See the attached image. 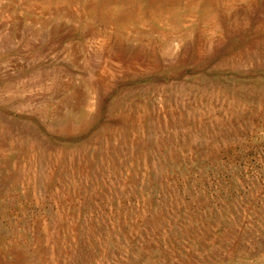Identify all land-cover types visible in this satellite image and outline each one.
<instances>
[{
    "label": "rangeland",
    "instance_id": "1",
    "mask_svg": "<svg viewBox=\"0 0 264 264\" xmlns=\"http://www.w3.org/2000/svg\"><path fill=\"white\" fill-rule=\"evenodd\" d=\"M0 264H264V0H0Z\"/></svg>",
    "mask_w": 264,
    "mask_h": 264
},
{
    "label": "bare ground",
    "instance_id": "2",
    "mask_svg": "<svg viewBox=\"0 0 264 264\" xmlns=\"http://www.w3.org/2000/svg\"><path fill=\"white\" fill-rule=\"evenodd\" d=\"M40 81V80H39Z\"/></svg>",
    "mask_w": 264,
    "mask_h": 264
}]
</instances>
